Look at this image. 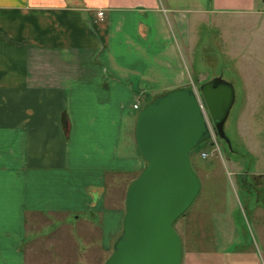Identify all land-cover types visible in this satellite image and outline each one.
Instances as JSON below:
<instances>
[{
  "label": "crops",
  "instance_id": "1",
  "mask_svg": "<svg viewBox=\"0 0 264 264\" xmlns=\"http://www.w3.org/2000/svg\"><path fill=\"white\" fill-rule=\"evenodd\" d=\"M202 21L235 65L242 106L264 107V0H0V250L25 243L30 218L52 214L97 219L101 241L118 234L126 189L145 166L139 98L202 83L182 57ZM250 175L264 188V166ZM253 209V264H264V198ZM195 231V248L179 238L180 264H221ZM230 253L226 264H250Z\"/></svg>",
  "mask_w": 264,
  "mask_h": 264
},
{
  "label": "rangeland",
  "instance_id": "2",
  "mask_svg": "<svg viewBox=\"0 0 264 264\" xmlns=\"http://www.w3.org/2000/svg\"><path fill=\"white\" fill-rule=\"evenodd\" d=\"M192 26L193 41L189 42L188 51H183L182 56L185 74L194 82L196 78L202 77L204 82L214 76L231 81L235 96L223 124L229 147L215 137L218 151L212 144L202 147L204 140L197 145L201 146L200 149L190 152L189 161L200 181V188L172 226L182 240L183 249L195 248V228L201 225L202 242L209 253H219L214 258L218 257L221 264L230 261L233 256L230 252L234 250L239 252L235 254L237 260H248L253 264V258H258L260 249L256 232L260 220L255 217L253 208L260 206L264 188L257 185V179L254 180L250 172L254 166H264V107L242 106L244 85L234 75L235 65L222 40L215 42L217 32L214 25L210 21H202ZM242 31L238 28L233 33L241 34ZM258 78L263 80L264 76L259 75ZM142 99L139 98L136 114L145 104ZM245 114L250 125L248 130L240 122ZM202 151L207 152L205 158L199 155ZM210 166L214 168L205 173L200 171L201 168L208 170L206 168ZM246 172L249 186L244 185L238 176ZM97 223V219L75 220L65 214H52L35 220L30 218L23 236L25 243L0 250V264H104L122 229L111 239L104 236L101 241ZM105 243L107 250L102 249Z\"/></svg>",
  "mask_w": 264,
  "mask_h": 264
},
{
  "label": "water",
  "instance_id": "3",
  "mask_svg": "<svg viewBox=\"0 0 264 264\" xmlns=\"http://www.w3.org/2000/svg\"><path fill=\"white\" fill-rule=\"evenodd\" d=\"M232 102L231 83L214 76L195 89L158 94L141 107L135 142L145 166L126 189L122 231L104 264H180L172 222L200 188L188 153L210 132L229 147L223 124Z\"/></svg>",
  "mask_w": 264,
  "mask_h": 264
},
{
  "label": "built area",
  "instance_id": "4",
  "mask_svg": "<svg viewBox=\"0 0 264 264\" xmlns=\"http://www.w3.org/2000/svg\"><path fill=\"white\" fill-rule=\"evenodd\" d=\"M97 14H98V16H102V11H99ZM133 107H134V108H138V102L135 103V104L133 105ZM208 142H211L212 145H213V149L218 151V148H217V145H216L215 136L212 135L211 132H210V137H209V139H208ZM213 149H212V150H213ZM199 155H200L201 158H205V157L207 156V152L202 151V152H200Z\"/></svg>",
  "mask_w": 264,
  "mask_h": 264
},
{
  "label": "trees",
  "instance_id": "5",
  "mask_svg": "<svg viewBox=\"0 0 264 264\" xmlns=\"http://www.w3.org/2000/svg\"><path fill=\"white\" fill-rule=\"evenodd\" d=\"M151 99H152V98H151ZM151 99H150V100H151ZM150 100H149V101H150ZM211 144H212V143H210V142H208V141L206 140V141L203 142V146H202V147H204V146H206V145H211ZM200 148H201V146H196V147H194L193 149H191V150L189 151L188 156H189V154H190V152H191L192 150H194V149H200ZM189 160H190V156H189ZM190 166H191V163H190ZM182 214H183V213H182ZM182 214H181V215H182ZM179 216H180V215H179ZM179 216H178V217H179ZM173 222H174V221H173ZM173 222H172V223H173Z\"/></svg>",
  "mask_w": 264,
  "mask_h": 264
}]
</instances>
